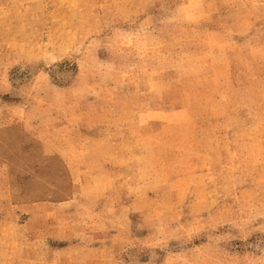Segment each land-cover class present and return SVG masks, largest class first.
Segmentation results:
<instances>
[{"label": "rangeland", "instance_id": "1", "mask_svg": "<svg viewBox=\"0 0 264 264\" xmlns=\"http://www.w3.org/2000/svg\"><path fill=\"white\" fill-rule=\"evenodd\" d=\"M0 264H264V0H0Z\"/></svg>", "mask_w": 264, "mask_h": 264}]
</instances>
